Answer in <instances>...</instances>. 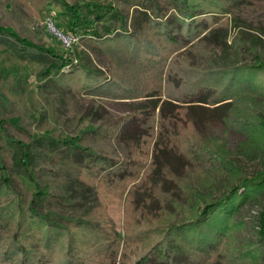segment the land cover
Returning <instances> with one entry per match:
<instances>
[{
  "label": "trees",
  "instance_id": "trees-1",
  "mask_svg": "<svg viewBox=\"0 0 264 264\" xmlns=\"http://www.w3.org/2000/svg\"><path fill=\"white\" fill-rule=\"evenodd\" d=\"M113 1L117 0L73 4L54 0L61 11L50 20L71 41L82 39L104 52L111 63L108 75L87 69L76 56L60 55L50 47L33 44L1 24L0 42L10 44L20 59L43 65L39 75L44 83L101 99H145L142 111L153 125L155 110L159 109L155 132L153 125L143 132L148 122H138L132 115L127 122H112V128L100 127L91 132L94 135L104 134L110 140L116 137L141 150L156 133L158 140H168L169 144V135L204 140L187 116L192 107L205 104L222 112L225 130L244 136L241 147L245 148L240 147V154L257 162L261 170L249 174L222 141L206 139L199 151H209V158L218 163L213 177L192 171L188 156L178 151L188 162L180 176L161 159L157 161L162 151L157 140L151 174L176 184L178 192L167 193L172 212L146 215L145 219L141 205L142 211L135 207L133 218L127 219L130 205L137 206L128 196L125 239L118 260L121 241L106 222L96 226L75 218L65 225L39 212L51 195L36 178L33 151H69L81 166L80 183L90 188L98 186L103 192L112 184L134 181L142 169H138L139 162L102 159L90 148L80 146L81 137H35L24 144L6 133L7 125H15L18 120H0V264H263L264 40L257 35L246 39L241 23L228 17L236 0H141L131 18ZM231 30L235 36L229 44ZM209 44L214 45L212 49ZM244 54L252 58L251 64L243 61ZM163 96L166 99L160 105ZM173 102L181 108L167 113L165 106ZM179 116L183 125L180 132L176 123ZM3 146L10 147V165L4 164ZM194 155L199 157L200 153L195 151ZM220 168L227 174L218 183L216 172ZM193 173L197 176L194 180ZM156 193L161 199L165 197L161 188ZM95 195L98 202L99 190L95 189ZM255 204L261 207L257 223L261 246L220 257L221 249L239 227L241 209ZM94 208L96 205L90 211ZM180 211L184 216L176 222Z\"/></svg>",
  "mask_w": 264,
  "mask_h": 264
},
{
  "label": "rangeland",
  "instance_id": "rangeland-1",
  "mask_svg": "<svg viewBox=\"0 0 264 264\" xmlns=\"http://www.w3.org/2000/svg\"><path fill=\"white\" fill-rule=\"evenodd\" d=\"M66 1L73 4L76 2L102 3L108 0ZM140 1L117 0L113 3L115 5L118 3L121 12L131 18L136 8L135 5L139 4ZM228 1L230 2V0ZM60 11V7L54 0H0V24L12 28L21 38H25L33 44L50 47L60 55L76 56L79 63L87 69L108 75L111 70V63L104 52L98 51L82 39H74L75 43H71L73 41L66 34L59 36L52 31L49 20ZM228 17L241 23L243 26L241 30L246 34V39L250 40L257 35L264 40V0H236ZM233 36H235V32L231 30L229 44H231ZM213 46L209 44L208 47L212 49ZM9 47H11L10 44L0 42V120H18L17 124L9 123L6 127V133L11 138L29 144L31 139L35 137L47 138L48 140L81 137L80 146L90 148L95 155L102 159L113 158L119 162H139L138 169H142H139L135 180L127 185H124L123 182L112 184L104 189V192L102 188L98 189V186H95L94 188L99 190L100 197L97 202L95 189L80 183L78 178L81 166L75 162L69 151L57 150L52 152L47 148H38L33 151L36 155L34 162L36 178L39 179L43 188L48 189L51 195L49 200L39 208V212L46 214L51 220L65 225L68 220L75 218H80L96 226L106 222L121 241L119 260L125 239L128 196L137 206L130 205L127 209V219L133 218L135 207L142 211V208H139L141 205L146 219V215L155 217L162 211L167 214L171 213L172 211L169 210L168 206L171 199L168 198L167 193L173 192L174 194V192H178V189L174 182L167 179L163 180V177L159 175L161 180H158L156 175L151 174L155 143L159 139L157 133L149 139L151 143L144 145L141 150L132 149L129 143H125L116 137L110 140L106 139L104 134L94 135L91 132L100 127L102 130L112 128V126L109 127L112 122L119 124L127 122L132 115H135L134 118L138 122H148L147 125H144L143 132H146L153 124L152 119H147L148 114L142 111L144 105L141 102L145 99L111 100L93 97L86 93L73 94L67 92L54 83H44L43 78L39 75L43 65L31 60L20 59L17 53ZM218 51L219 54H222V51ZM242 59L247 65L252 63V58L246 54L242 56ZM164 99H166L165 96L162 97L160 105L163 104ZM173 103L174 105L165 106L167 113H172L176 108H181V105ZM192 108L187 118L196 124L200 135L205 139L193 138L190 140L188 137L169 135L167 137L170 144L168 140L160 139L158 144L162 151L158 152L157 161L161 159L174 173L181 176L184 173V165L188 164L186 160L180 158L179 152H181L186 154L192 162V171L193 169L194 171L200 170L202 176L211 178L213 177L212 172L215 173L218 168V163L209 158V151L200 152L199 146L203 147L206 139L209 141L218 139L214 141H222L226 149L237 156L239 166L244 167L249 174L252 175L261 170V166L257 162L250 161L243 154H240V147L245 138L238 131L225 130L221 111L205 104ZM149 110L151 109L149 108ZM158 114L159 109H156L155 120L153 119L154 132L156 128H159V119L156 118ZM180 121L181 116L176 122L179 123V132L183 126ZM207 146L211 149L210 142ZM3 148L5 149L4 164L10 165L12 156L9 152L11 151L10 147L3 146ZM241 148L244 150L245 147ZM195 151L200 153L199 157L194 155ZM245 151L247 152V149ZM134 173L136 174V171ZM216 174V181L220 183L224 181L227 172L220 168ZM195 176L196 174L193 173L191 178L194 180L197 177ZM158 181L160 182L156 183ZM186 184L185 182L182 186ZM159 188L165 195L162 199L156 193ZM152 197H160L159 200H161L162 205H159V200ZM92 205H96L97 209L94 208L90 211ZM260 210L261 207L258 204L245 205L241 209L237 218L239 227L236 228L231 239L221 249L220 257L233 256L241 250L245 252L248 248L261 246L262 242L257 227ZM166 216L168 215L164 217ZM183 216V212L180 211L176 217V222Z\"/></svg>",
  "mask_w": 264,
  "mask_h": 264
},
{
  "label": "water",
  "instance_id": "water-1",
  "mask_svg": "<svg viewBox=\"0 0 264 264\" xmlns=\"http://www.w3.org/2000/svg\"><path fill=\"white\" fill-rule=\"evenodd\" d=\"M52 31L58 34L59 36H62V34L55 27H53Z\"/></svg>",
  "mask_w": 264,
  "mask_h": 264
},
{
  "label": "built area",
  "instance_id": "built-area-1",
  "mask_svg": "<svg viewBox=\"0 0 264 264\" xmlns=\"http://www.w3.org/2000/svg\"><path fill=\"white\" fill-rule=\"evenodd\" d=\"M49 26L51 29H53V27H54L50 20H49ZM66 40H68V39L66 38Z\"/></svg>",
  "mask_w": 264,
  "mask_h": 264
}]
</instances>
